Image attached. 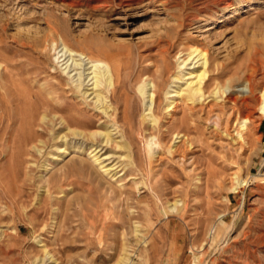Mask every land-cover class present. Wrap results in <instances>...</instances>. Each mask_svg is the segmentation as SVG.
Masks as SVG:
<instances>
[{
    "label": "rangeland",
    "instance_id": "obj_1",
    "mask_svg": "<svg viewBox=\"0 0 264 264\" xmlns=\"http://www.w3.org/2000/svg\"><path fill=\"white\" fill-rule=\"evenodd\" d=\"M263 89L264 0H0V264H264Z\"/></svg>",
    "mask_w": 264,
    "mask_h": 264
},
{
    "label": "bare ground",
    "instance_id": "obj_2",
    "mask_svg": "<svg viewBox=\"0 0 264 264\" xmlns=\"http://www.w3.org/2000/svg\"><path fill=\"white\" fill-rule=\"evenodd\" d=\"M53 33L55 35H57L60 38V40L63 42L64 46H63L61 51H64L65 55L67 53H70V55L73 56L74 50H72L70 47H68L67 42H66L64 36L60 33L59 29L53 28ZM52 40H53V45H57L58 44V43H56V40H54V39H52ZM61 51H59V52H61ZM80 54L83 55L85 53L82 52ZM201 56H203V59H204L203 64H201V65H203V71L200 72L199 75H198L197 88L194 90V92L197 93V94H200L201 96H203L204 83H205V79L207 77L206 65H207V61L208 60L206 61L205 53H201ZM85 58H87L89 63H92L93 67H94V70L92 72L93 76L91 78V80H94V83H93L94 88H96V89L100 88L101 85L103 84V79H106L108 81V88H111V89H108V91L111 93L112 99L113 98L116 99V92H117V87H118V84H119V78H118V75H117V73L119 71V67H116L110 61L103 60L100 55H98V56H95L94 54L85 55ZM80 76H81V73H80ZM80 87H82V83L78 84V88H80ZM249 87H250L251 95L247 96L243 100L242 103L238 102L236 99L230 100V102H232V107L230 106L232 110H231V113L229 112V118L237 116V115H239V116H241L243 118V124L241 123V126L239 128L240 131L238 132L239 138L243 141L242 144L247 142V134H246V132L249 131L250 127H249L248 123H251V116H252L251 110H248V112H246V113H244V112H245L246 109H250L251 107H253V103L252 104H250V103L252 102V98L255 97V95H254L255 94V86L253 84H250ZM224 92H225V90L223 91V93ZM93 93H97V90H95ZM107 95H108V92H107ZM154 96L155 95L151 94V102L152 103H153V97ZM95 98H96V102H99V104H101L102 107L104 108V110L107 112V109L110 108V106L107 105L108 104L107 103L108 96L104 95L102 92H98L96 94ZM259 104L261 106V107L259 106L260 109H261V114L264 115V89L262 90ZM223 105H222V107H223ZM226 106H228V105H226ZM187 108H191V107L188 106ZM223 110H224V108H223ZM224 115H226V114H224ZM42 119L45 120L46 117L44 116ZM229 121H231V120H229ZM98 135L103 136L106 139V142H109L111 140L112 130L110 131L109 128H107L106 131H104V132L102 131L100 133H93L91 136H98ZM69 148H73L76 151L77 150L78 151L84 150L83 146L74 145V146H71V147H65L63 149V152L66 153ZM96 151H97V148H95V149L92 148V151H91L90 154H92L93 152H96ZM94 157H95V162H98L101 165V167L104 168L105 166L103 165V161L100 159V157L97 156V154H94L93 158ZM129 258L130 257L128 255L125 256L121 260L122 261L121 263L124 262L125 264H127V262L129 261ZM194 264H196V263H194Z\"/></svg>",
    "mask_w": 264,
    "mask_h": 264
}]
</instances>
